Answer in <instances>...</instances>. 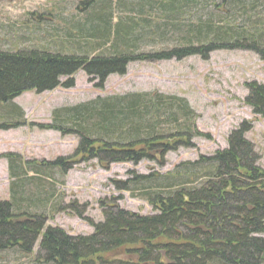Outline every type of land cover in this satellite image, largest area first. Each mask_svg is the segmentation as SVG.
Here are the masks:
<instances>
[{
  "label": "trees",
  "instance_id": "1",
  "mask_svg": "<svg viewBox=\"0 0 264 264\" xmlns=\"http://www.w3.org/2000/svg\"><path fill=\"white\" fill-rule=\"evenodd\" d=\"M149 1L173 11L188 0ZM112 18H98L103 39L128 41V32L119 33L118 25L111 27ZM94 27L90 30L96 33ZM195 42L170 53L121 52L93 58L43 50L0 51V108H8L6 116L15 119L9 122L3 117L0 130L21 125L24 112L12 103L15 98L29 91L41 94L59 87L73 88V76L80 70L96 89H102L110 75H125L132 62L180 60L218 49L248 50L264 60V25L245 31L211 27ZM62 78L67 80L61 82ZM247 89L246 105L264 119V85L253 82ZM63 111L70 123L59 111L55 113L57 125L40 127L80 136L74 155L40 164L24 163L18 155L8 154L4 158L12 180L26 173L27 166L66 172L80 158L83 162L97 159L104 169L117 163L137 165L146 159L163 166L167 153L192 147L193 137L209 138L189 124L194 113L187 101L178 97L127 94L97 98ZM90 118L97 119V125L93 124L97 128L90 126ZM165 123L167 131L161 129ZM249 126L244 122L230 134L226 150L165 175L169 183L148 198L156 209L154 215L109 206L104 221L93 224L85 212L70 206L68 214L91 223V236L73 237L59 228L45 230L44 216L21 210V195L20 201L14 195V201H0V251L32 253L42 236L40 252L48 264H264V167L258 163L254 145L245 138ZM86 156L89 158L84 159ZM196 181L200 183L189 186ZM116 185L120 191L128 188L127 182ZM109 254L125 255L126 259H105Z\"/></svg>",
  "mask_w": 264,
  "mask_h": 264
},
{
  "label": "rangeland",
  "instance_id": "2",
  "mask_svg": "<svg viewBox=\"0 0 264 264\" xmlns=\"http://www.w3.org/2000/svg\"><path fill=\"white\" fill-rule=\"evenodd\" d=\"M150 3L149 0H0V51L43 50L89 58L121 52L170 53L195 42L198 35L211 27L245 31L264 25V0H188L173 11L159 2ZM109 16L113 17L111 27L118 25L119 33L128 32V41L103 39L98 18L108 20ZM91 27L97 28V32ZM253 82L264 85V60L257 53L218 49L180 60L132 62L124 76H109L102 89H95L94 83L88 82L85 73L79 71L74 75L72 89L60 87L41 94L24 93L13 101L24 112L21 125L0 130V201L15 198L20 201L21 195V210L43 215L46 227L59 228L73 237L91 236L94 233L91 223L68 214L70 206L85 212L93 224L104 221V211L109 206L138 215H154L156 209L148 198L169 183L164 176L183 164L226 150L230 134L244 122L251 125L245 138L254 145L258 163L264 167V119L254 115L245 104L247 85ZM127 94H158L186 100L194 113L189 124L209 138L193 137L192 147L167 153L163 166L146 159L137 165L117 163L104 169L97 159L86 156L84 159L89 158L86 162L80 158L66 172L27 166L26 173L14 180L9 178L4 158L8 154L18 155L24 163L40 164L74 155L80 136L40 127L57 125L55 113L61 111L66 121L64 109L97 98ZM7 110L0 108V122L3 117L9 120ZM14 120L10 118L9 122ZM93 124L97 125V119L90 118V126L97 128ZM168 127L165 123L161 129L167 131ZM118 182H127L128 188L118 190ZM39 250L37 244L31 254L17 249L0 251V264H48ZM115 257L126 259L121 254L104 258Z\"/></svg>",
  "mask_w": 264,
  "mask_h": 264
}]
</instances>
